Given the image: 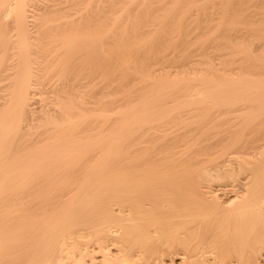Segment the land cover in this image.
I'll use <instances>...</instances> for the list:
<instances>
[{
	"label": "bare ground",
	"instance_id": "obj_1",
	"mask_svg": "<svg viewBox=\"0 0 264 264\" xmlns=\"http://www.w3.org/2000/svg\"><path fill=\"white\" fill-rule=\"evenodd\" d=\"M174 257L264 264V0H0V264Z\"/></svg>",
	"mask_w": 264,
	"mask_h": 264
},
{
	"label": "rangeland",
	"instance_id": "obj_2",
	"mask_svg": "<svg viewBox=\"0 0 264 264\" xmlns=\"http://www.w3.org/2000/svg\"><path fill=\"white\" fill-rule=\"evenodd\" d=\"M258 41H259V43H258ZM258 41L255 40V43H256V44H257V43H258V44H261V41H260V40H258ZM259 48H260V47H259ZM216 53H217V52H216ZM216 53H215V54H216ZM215 62H217V61H215ZM168 261H169V260H168V258H167V259L165 260V262L168 264V263H169ZM173 261H174L176 264H178L179 259H177V258L174 257V258H173Z\"/></svg>",
	"mask_w": 264,
	"mask_h": 264
}]
</instances>
